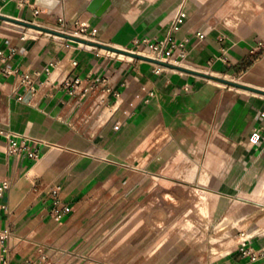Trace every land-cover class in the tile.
Instances as JSON below:
<instances>
[{"label":"crops","instance_id":"obj_1","mask_svg":"<svg viewBox=\"0 0 264 264\" xmlns=\"http://www.w3.org/2000/svg\"><path fill=\"white\" fill-rule=\"evenodd\" d=\"M91 1L0 0V131L40 150L15 160L0 133L3 264H37L42 246L63 264H264V0H110L100 16ZM59 19L116 49L171 34L186 57L156 72L21 24ZM35 72L31 95L16 73Z\"/></svg>","mask_w":264,"mask_h":264},{"label":"built area","instance_id":"obj_2","mask_svg":"<svg viewBox=\"0 0 264 264\" xmlns=\"http://www.w3.org/2000/svg\"><path fill=\"white\" fill-rule=\"evenodd\" d=\"M34 14H37V11H35ZM59 27H60V33H63L65 35H70L73 37H77L78 34H84L85 27L80 26L79 32L75 33H69L68 32V25L63 19L58 20ZM178 23L179 18L178 16L175 17L171 31L175 32L178 29ZM196 36L199 38H203V35L201 33H197ZM89 37H92V35H89ZM188 40L183 39L181 41H175L172 38L171 34H168L163 39H135L132 42L131 50L128 52L135 53L137 55L145 56L144 52L151 55V58L166 63L169 65H178L181 61L184 60L186 57V45ZM259 48L264 51V44L260 43ZM2 56V53L0 52V57ZM56 66L54 63L48 64L44 69L42 70V73L44 75H49L52 69ZM157 69L156 72H159L162 68L161 66L156 65ZM5 74H11L10 71L5 70ZM42 73H16V79L17 84L20 88L23 89V92L29 93L31 95H34L36 93L35 84L39 78V76ZM66 87L73 88L74 86L80 85L79 79H75L73 81H67L64 83ZM18 99H22L21 96L18 97ZM261 116L264 117V112L261 113ZM5 136L6 139V153L9 157L15 159V160H27L30 162H35L40 157V150L37 146H32V143L35 141L34 139L26 136L21 135L17 133H12L10 131H0ZM261 139L260 133L254 129L250 136H249V143L253 146L257 145ZM36 142V141H35ZM9 184L7 181H3L0 184V197L2 196L3 192L8 189ZM58 192L59 189H54L51 191V197L53 200V209L51 211L52 218L56 221H58L63 213L65 212V209L58 208L59 206V199H58ZM13 234L10 230L4 229L0 230V264H3L6 260V253L8 251V242L12 238ZM240 237H242L240 243H239V249L238 252L243 258H248L251 262L256 261V259L259 257V254L257 252H254L253 249H251L248 246L247 239L244 237L243 234H240ZM62 252L61 251H53L52 253H47L46 247L42 246L38 250V255L36 262L37 264H63L61 262L60 256ZM33 260L25 259L24 261H21L19 264H33Z\"/></svg>","mask_w":264,"mask_h":264},{"label":"water","instance_id":"obj_3","mask_svg":"<svg viewBox=\"0 0 264 264\" xmlns=\"http://www.w3.org/2000/svg\"><path fill=\"white\" fill-rule=\"evenodd\" d=\"M109 6H110V0H92L89 3V5H88L86 10L89 13H91V14H93L95 16H100ZM2 20H4V18L0 17V21H2ZM21 24L24 27H27V28H30V29H34V30H37L39 32H42V33H45V34H48V35L57 36V37H60V38H62L64 40H68V41H71V42H76V43H80V44H84V45H92V46H96V47H102L105 50L116 52V53L123 52L124 54H127L128 56H130L133 59L150 62V63H153L155 65L161 66V67L174 68V67H172V66H170V65H168L166 63H162V62L156 61L154 59H150L148 57L137 55L135 53H131V52H128V51L124 52V51H121L119 49L110 48V47L103 46V45H100V44L90 43V42H87V41H85L83 39H80V38H77V37H73V36H70V35H65L63 33L50 31V30H47V29H43V28H40V27L32 25V24H28V23H21ZM226 83L227 84H231L232 86H235V87H238V88H244V87H242L240 85H237V84H232V83H228V82H226Z\"/></svg>","mask_w":264,"mask_h":264},{"label":"rangeland","instance_id":"obj_4","mask_svg":"<svg viewBox=\"0 0 264 264\" xmlns=\"http://www.w3.org/2000/svg\"><path fill=\"white\" fill-rule=\"evenodd\" d=\"M77 38L83 39V40H85L87 42H90V43L100 44V45H103V46H107V47H110V48H114L111 45H107L106 43L97 40L96 37H89L88 35H85V34H78ZM74 43H76V42H74ZM77 44L80 45V46L89 47V49H95V50H97V51H99L101 53L111 55V56H113L115 58H120V59H125V60H129V59L132 60V58L130 56H128L127 54H124L123 52L116 53V52H112V51L105 50L102 47H96V46H92V45H84V44H79V43H77ZM114 49H116V48H114ZM119 50L125 52V51L131 50V48L130 49H119ZM144 55H150V54L144 52ZM136 60L137 59H134L132 61H136Z\"/></svg>","mask_w":264,"mask_h":264},{"label":"bare ground","instance_id":"obj_5","mask_svg":"<svg viewBox=\"0 0 264 264\" xmlns=\"http://www.w3.org/2000/svg\"><path fill=\"white\" fill-rule=\"evenodd\" d=\"M80 44V43H79ZM162 69H164V70H167L166 68H163V67H161Z\"/></svg>","mask_w":264,"mask_h":264}]
</instances>
